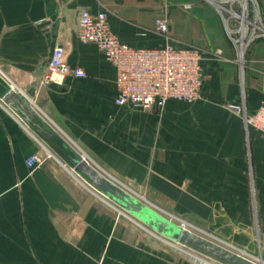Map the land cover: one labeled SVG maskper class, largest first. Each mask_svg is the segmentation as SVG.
Listing matches in <instances>:
<instances>
[{"label":"crops","instance_id":"crops-1","mask_svg":"<svg viewBox=\"0 0 264 264\" xmlns=\"http://www.w3.org/2000/svg\"><path fill=\"white\" fill-rule=\"evenodd\" d=\"M85 8L107 10L131 45L200 47L202 98L173 99L162 110L118 105L115 68L78 37ZM159 14L170 19L167 35L154 28ZM57 42L85 77L44 79ZM230 104L264 106V38L242 61L202 0H0V264H95L98 255H61L58 245H106L123 233L124 208L42 136V121L108 181L233 244H263L264 258V135ZM33 153L45 160L30 167Z\"/></svg>","mask_w":264,"mask_h":264},{"label":"built area","instance_id":"built-area-1","mask_svg":"<svg viewBox=\"0 0 264 264\" xmlns=\"http://www.w3.org/2000/svg\"><path fill=\"white\" fill-rule=\"evenodd\" d=\"M169 22L168 15H158L154 28L167 35ZM77 33L82 42L96 44L115 68V102L118 105L162 110L173 99L192 103L202 98L205 73L204 52L200 47L171 42L155 47L131 45L113 31L107 10L94 13L83 9L77 21ZM86 75L84 68L68 64L66 47L64 43L57 42L52 49L44 79L63 83L67 76ZM229 106L241 115L247 129L256 128L264 135V106L256 111H249L245 104ZM44 160V156L33 153L27 157L26 163L33 167Z\"/></svg>","mask_w":264,"mask_h":264},{"label":"rangeland","instance_id":"rangeland-1","mask_svg":"<svg viewBox=\"0 0 264 264\" xmlns=\"http://www.w3.org/2000/svg\"><path fill=\"white\" fill-rule=\"evenodd\" d=\"M204 5L215 12L223 25L229 41L236 46L238 57L243 61L249 47L257 40L264 38L263 0H202ZM160 15V14H159ZM139 201L153 206L148 198L135 196ZM158 211V208L153 207ZM164 216L178 224H184L193 233L206 241L230 250L257 263L263 262V244L244 247L233 244L214 231L204 230L174 218L168 211L160 210ZM122 216V235L106 245L59 244L61 255L68 253L81 255H98L95 264H118L119 255H140V264H226L204 250L192 245L166 237L124 209ZM119 216V217H120ZM100 247V250L99 248ZM83 248L87 249L83 251ZM91 253V254H88Z\"/></svg>","mask_w":264,"mask_h":264},{"label":"water","instance_id":"water-1","mask_svg":"<svg viewBox=\"0 0 264 264\" xmlns=\"http://www.w3.org/2000/svg\"><path fill=\"white\" fill-rule=\"evenodd\" d=\"M14 93L15 91L9 88L8 92L4 96V99L6 100L8 96L13 95ZM38 125L42 136L59 153L63 154L67 161L71 163L77 171L87 174L92 179V183L108 197L158 233L175 241L186 243L204 250L226 264H260L235 252L225 250L209 241H206L203 237L193 233L181 224L172 221L148 204L139 201L136 197L125 191V189L108 181L94 171L79 153L75 152V158H72L60 144L61 142L55 141V137L58 136L57 132L53 128L49 127L44 121L38 123Z\"/></svg>","mask_w":264,"mask_h":264},{"label":"bare ground","instance_id":"bare-ground-1","mask_svg":"<svg viewBox=\"0 0 264 264\" xmlns=\"http://www.w3.org/2000/svg\"><path fill=\"white\" fill-rule=\"evenodd\" d=\"M13 90L15 91V89L13 88ZM169 219H171V218H169ZM171 220H173V219H171ZM182 225V224H181ZM183 226V225H182ZM184 227V226H183ZM187 228V227H186ZM188 229V228H187Z\"/></svg>","mask_w":264,"mask_h":264}]
</instances>
